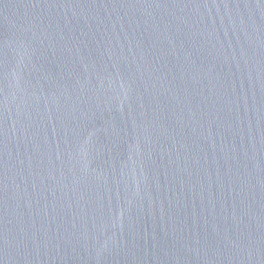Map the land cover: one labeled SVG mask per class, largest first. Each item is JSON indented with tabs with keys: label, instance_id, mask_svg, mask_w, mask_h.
Listing matches in <instances>:
<instances>
[{
	"label": "water",
	"instance_id": "obj_1",
	"mask_svg": "<svg viewBox=\"0 0 264 264\" xmlns=\"http://www.w3.org/2000/svg\"><path fill=\"white\" fill-rule=\"evenodd\" d=\"M0 264H264V0H0Z\"/></svg>",
	"mask_w": 264,
	"mask_h": 264
}]
</instances>
